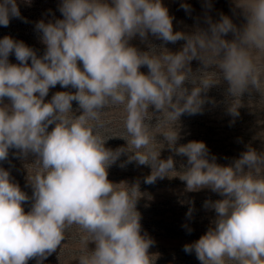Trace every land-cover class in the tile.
<instances>
[{
    "label": "clouds",
    "instance_id": "1",
    "mask_svg": "<svg viewBox=\"0 0 264 264\" xmlns=\"http://www.w3.org/2000/svg\"><path fill=\"white\" fill-rule=\"evenodd\" d=\"M234 4L246 20L241 27L222 14L218 22L208 20L207 30L188 34L173 31V17L161 0H62L63 19L36 24L46 46L42 57L22 41L0 39V161L17 149L25 158L34 154L40 168L30 182V198L0 167V264H27L33 258L42 264L74 224L86 233L78 264H156L158 254H149L154 241L141 235L139 184L108 180L107 169L129 146L136 149L129 161L152 169L145 183L178 176L189 192L209 188L224 197L205 202L216 213L214 226L185 245L186 253L195 251L201 264H264V152L249 147L225 167L215 156L209 159L203 142L177 147L180 117L200 113L207 92L222 82L232 116H239L245 93H259L257 104H264V0ZM13 17H20L17 0H2L0 25L7 27ZM229 33L232 40L224 38ZM149 34L185 44L175 53L152 44L147 51L130 45L136 36L145 41ZM13 53L18 64L9 62ZM193 60L202 65L195 72ZM142 66L147 75L139 71ZM58 84L76 91L57 92L45 102ZM73 101L82 110L79 116ZM119 105L125 106L131 139H125L127 148L113 151L105 147L110 138L103 134L102 116ZM150 106L160 113L155 126ZM165 127L169 150L187 157L180 172L172 156L161 160L162 148H155L152 129ZM30 199L26 213L22 205Z\"/></svg>",
    "mask_w": 264,
    "mask_h": 264
},
{
    "label": "rangeland",
    "instance_id": "2",
    "mask_svg": "<svg viewBox=\"0 0 264 264\" xmlns=\"http://www.w3.org/2000/svg\"><path fill=\"white\" fill-rule=\"evenodd\" d=\"M161 2L168 9L169 16L173 17L174 32L190 34L197 28L207 30L208 20L218 22L222 14L231 18L237 27L246 23L241 10L235 7L234 0H161ZM61 3L62 0H17L20 17L11 18L7 27L0 25V39L10 36L16 41H22L31 47L38 57H42L46 46L42 43V33L36 28V24L39 21L48 23L63 19L59 11ZM181 5H187L188 10L185 11ZM224 38L232 40L233 34L229 33ZM149 44L163 46L175 53L181 50L185 41L180 40L174 44L164 43L151 34L145 41H142L139 36L130 41L131 46L141 51H147ZM9 62L19 63L14 53L9 56ZM78 66L82 68V62H78ZM190 66L194 72L202 67L197 60H193ZM139 71L147 75L149 69L147 66H142ZM185 86L189 89L192 87L187 83ZM226 89V82L212 87L206 94L207 102L200 113L194 115L185 113L180 117L178 122L180 139L177 141V147L191 141L203 142L208 149L209 159L215 156V162L225 167L231 166L249 147L257 152H264V104H257L260 99L259 93L254 92L251 96L245 93L242 97L243 106L238 109L239 116L234 117L228 111L229 101ZM75 91L76 89L71 86L62 88L58 84L49 89L45 102H49L57 92L75 93ZM250 100L251 103H249ZM4 103L10 104V100L6 97ZM78 109V103L73 101L72 110L76 116L82 114V110ZM149 111L154 113L150 123L155 126L156 117L160 113L151 106ZM126 116L124 105L112 106L105 110L102 116V119L106 121L103 134L106 138H110L105 144L106 148L113 151L127 148L126 140H130L131 137L126 134L124 126ZM54 126H49L48 131H51ZM167 130V127L152 129L153 135L157 137L155 148L157 151L162 148L159 157L161 160H167L169 156H172L175 169L180 172L181 165L187 167V157L176 155L169 150L162 136ZM127 151L129 152L122 153L107 169L108 180L116 185L139 184L142 196L138 200L137 211L141 214V235L147 234L154 241L149 254H158L156 264H201L195 251L186 253L183 250L184 246L194 243L206 234L209 227L214 226L216 213L210 204L206 208L205 202H215L224 197L209 188L189 192L186 190V182L180 180L178 176L157 178L153 184H147L145 179L151 175V167L140 165L135 160L129 161V157L134 155L131 152H135L136 149L129 146ZM140 151L142 152L143 149ZM18 152L17 149H9L8 158L0 161V167L9 171L12 182L18 184L21 191L31 198L33 188L30 182L40 171L35 163L37 157L29 153L25 158L17 155ZM123 187L126 186H118V188ZM32 203L30 199L22 205L26 213L31 210ZM190 209L191 216H188ZM85 235L86 233L78 225H72L65 233L66 240L62 241L56 252L44 259L42 264H78V259L84 251L81 238ZM88 247L89 250H94L95 244L90 243ZM27 264H37V258L30 259ZM227 264L232 262L228 261Z\"/></svg>",
    "mask_w": 264,
    "mask_h": 264
}]
</instances>
